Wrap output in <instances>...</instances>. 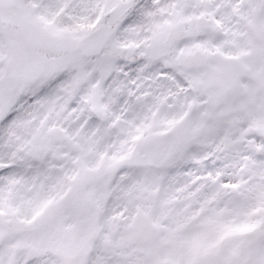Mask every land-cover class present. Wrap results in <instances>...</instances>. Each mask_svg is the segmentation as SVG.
I'll return each mask as SVG.
<instances>
[{
    "label": "snow or ice",
    "instance_id": "6c2138e0",
    "mask_svg": "<svg viewBox=\"0 0 264 264\" xmlns=\"http://www.w3.org/2000/svg\"><path fill=\"white\" fill-rule=\"evenodd\" d=\"M0 264H264V0H0Z\"/></svg>",
    "mask_w": 264,
    "mask_h": 264
}]
</instances>
